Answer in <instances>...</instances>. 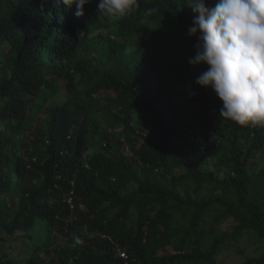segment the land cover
Instances as JSON below:
<instances>
[{
	"label": "trees",
	"instance_id": "trees-1",
	"mask_svg": "<svg viewBox=\"0 0 264 264\" xmlns=\"http://www.w3.org/2000/svg\"><path fill=\"white\" fill-rule=\"evenodd\" d=\"M98 2L76 17L0 0V264H218L244 235L264 241V127L219 117L195 83L189 0H138L118 21ZM48 227L63 240L32 239Z\"/></svg>",
	"mask_w": 264,
	"mask_h": 264
},
{
	"label": "clouds",
	"instance_id": "clouds-1",
	"mask_svg": "<svg viewBox=\"0 0 264 264\" xmlns=\"http://www.w3.org/2000/svg\"><path fill=\"white\" fill-rule=\"evenodd\" d=\"M61 2L67 10L75 5V16L82 17L91 0ZM187 6L194 13L188 34L197 38L189 63L207 65L195 83L222 101L219 117L264 127V0H218L214 7L189 0ZM138 7V0H99L97 13L118 21ZM72 240L73 247L83 243L76 234Z\"/></svg>",
	"mask_w": 264,
	"mask_h": 264
},
{
	"label": "rangeland",
	"instance_id": "rangeland-1",
	"mask_svg": "<svg viewBox=\"0 0 264 264\" xmlns=\"http://www.w3.org/2000/svg\"><path fill=\"white\" fill-rule=\"evenodd\" d=\"M200 66H194L195 69H198ZM186 92H188V88H185L181 93L178 94L176 98V104L180 109L182 110V113L191 116L192 111L190 108L186 107V104H184L186 100ZM113 96V94L107 93L103 91L102 93H98L94 95V97L100 99H106L109 96ZM68 98L67 90L65 85H60L59 89H57L54 93L50 94L49 97L47 98L45 105L46 106H51V105H58ZM185 105V106H184ZM93 121L95 122L96 125H103L104 120L101 114H97L96 116H93ZM126 151V149H124ZM127 152V151H126ZM219 152H213L211 154L212 158H215ZM40 235L41 236H34L32 239L35 240H44L45 241V235L47 232H51L54 237H58V240H63V237L60 235L58 236L55 231L56 229L54 227H48L46 228H41ZM47 231V232H46ZM264 249V241L257 240L255 235L253 234H246L244 235L239 243L232 247L231 249H227L223 251V253L218 257V264H241L247 257H253L258 255L262 250Z\"/></svg>",
	"mask_w": 264,
	"mask_h": 264
},
{
	"label": "built area",
	"instance_id": "built-area-1",
	"mask_svg": "<svg viewBox=\"0 0 264 264\" xmlns=\"http://www.w3.org/2000/svg\"><path fill=\"white\" fill-rule=\"evenodd\" d=\"M120 256L123 257L125 260L127 259V254L125 252H121ZM125 264H127V261H125Z\"/></svg>",
	"mask_w": 264,
	"mask_h": 264
}]
</instances>
